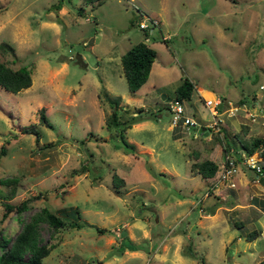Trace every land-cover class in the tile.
<instances>
[{"label":"rangeland","instance_id":"obj_1","mask_svg":"<svg viewBox=\"0 0 264 264\" xmlns=\"http://www.w3.org/2000/svg\"><path fill=\"white\" fill-rule=\"evenodd\" d=\"M142 14L160 19L159 28L141 29ZM139 40L157 54L147 81L132 94L120 56ZM3 41L0 60L29 67L32 84L18 92L0 86V145H7L0 158V235L12 240L42 207L63 214L77 206L89 222L80 228L54 231L40 222L41 241L53 244L44 263L142 264L149 257L152 264H255L264 258V182L238 157L239 137L264 134V0L95 6L0 0ZM184 75L196 86L185 105L201 122L197 130L170 124L168 105ZM105 91L120 97L121 119L141 117L125 132L133 151L122 147L113 126L107 129ZM206 98L239 109L211 117ZM41 106L51 126L38 122ZM31 122L39 139L20 129ZM228 145L238 157L236 185L205 196L210 179L192 171L195 153L220 166ZM82 165L86 170L73 173ZM114 173L121 178L117 188ZM33 195L29 208L3 216L4 201ZM253 230L260 235L247 239Z\"/></svg>","mask_w":264,"mask_h":264},{"label":"trees","instance_id":"obj_2","mask_svg":"<svg viewBox=\"0 0 264 264\" xmlns=\"http://www.w3.org/2000/svg\"><path fill=\"white\" fill-rule=\"evenodd\" d=\"M87 4L93 6L104 2L105 0H83ZM57 8L61 5L57 4ZM83 7L79 8V12ZM165 40V39H164ZM8 46L6 42L0 43V48ZM10 46V45H9ZM156 50L150 46L146 41L139 40L132 44L124 53L120 56L123 73L127 82L129 91L134 94L148 79L150 70L154 60L156 59ZM32 84V73L29 67L21 65L17 68L10 66L5 61L0 60V86L5 89L18 92L23 88H27ZM195 83L186 75L181 77L180 83L175 87L174 98L189 100L192 96L195 88ZM105 96L110 103L111 112L106 119L107 129L112 126L115 128L116 134L120 135L123 148L133 151L136 145L125 139V132L128 127L131 126L132 122L138 120L141 117L137 115L131 117V120H123L119 114L120 97L111 96L105 91ZM38 122L50 125L51 122L46 114L44 106L38 109ZM178 127H175V129ZM22 132L35 133L36 139L40 137V129L37 126V122H31L21 126ZM240 147L248 153H256L262 167L264 168V134L254 136L251 139H245L239 137L238 139ZM224 147V152L228 151L229 148H235L232 145ZM7 153V145L2 143L0 145V158ZM195 160L191 163L192 171L194 174H200L202 177L208 178L215 174L218 169L216 161L210 158H201L195 153ZM86 168L84 165L80 169H74L73 173H79L84 171ZM15 182L13 178L2 179V182L11 181ZM118 177L117 173L113 174L114 187L117 188ZM264 181V178L262 177ZM37 195L23 199L20 202H9L4 201L3 205L5 211L3 216H6L9 212L15 211L20 214L27 208L29 203ZM257 199L254 197L253 202ZM264 210V205H263ZM82 219V220H80ZM40 222H46L52 230H58L61 227L67 228H80L89 222L82 218L79 208L76 206L71 208L69 211H64L63 214H59L55 211L42 207L38 212L34 213L28 221H26L20 231L14 236L12 240L5 239L3 235H0V264H46L43 262V258L47 256L50 250L53 248V244L42 242L39 233ZM234 225L241 226L242 224L234 222ZM98 230H103L102 227H98ZM259 230H253L245 234L247 239L257 237L260 233ZM202 264H206L203 259ZM255 264H264V258Z\"/></svg>","mask_w":264,"mask_h":264},{"label":"built area","instance_id":"obj_3","mask_svg":"<svg viewBox=\"0 0 264 264\" xmlns=\"http://www.w3.org/2000/svg\"><path fill=\"white\" fill-rule=\"evenodd\" d=\"M160 19L153 15H141V19L138 23V26L141 29H146L147 31H152L154 28H159ZM145 39H148V36H145ZM260 89L264 92V83L260 84ZM186 99H177L173 98L168 105V111L171 116V127H180L184 129L194 128L195 130L200 129L202 127L201 122L197 120L193 115L188 113L187 107L185 105ZM205 104L207 107L211 108V117H215L222 113V111L228 112L230 115L234 114L239 108L237 105H232L230 102V106L228 108H224V102L219 99L206 98ZM220 105V106H218ZM249 114L252 116L254 121L257 120L256 111H250ZM261 125L264 126V114L261 115L260 120ZM233 148H229L228 151L224 153V160L215 174L208 177L210 179V183L207 185V189L204 193L205 196L212 193V191L218 189L220 185L226 184L230 187H234L236 185L235 175L239 171V166L237 162V158H240V161L243 162L247 167H249L255 175L256 180H262L264 178V168L260 163L256 153H248L246 151H241L236 158L232 154ZM264 182V181H263ZM142 264H152L151 259L147 257Z\"/></svg>","mask_w":264,"mask_h":264},{"label":"water","instance_id":"obj_4","mask_svg":"<svg viewBox=\"0 0 264 264\" xmlns=\"http://www.w3.org/2000/svg\"><path fill=\"white\" fill-rule=\"evenodd\" d=\"M75 59H76L77 62L82 63L83 65H86V62L83 61V57H82V55L80 53H77L75 55ZM218 106H220V105H218Z\"/></svg>","mask_w":264,"mask_h":264},{"label":"crops","instance_id":"obj_5","mask_svg":"<svg viewBox=\"0 0 264 264\" xmlns=\"http://www.w3.org/2000/svg\"><path fill=\"white\" fill-rule=\"evenodd\" d=\"M262 232V231H261ZM260 235V234H259ZM143 263V262H142Z\"/></svg>","mask_w":264,"mask_h":264}]
</instances>
